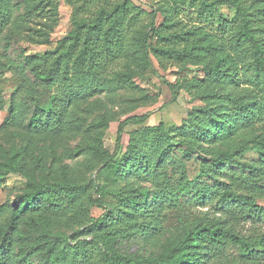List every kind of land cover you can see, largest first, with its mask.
<instances>
[{
	"label": "rangeland",
	"instance_id": "rangeland-1",
	"mask_svg": "<svg viewBox=\"0 0 264 264\" xmlns=\"http://www.w3.org/2000/svg\"><path fill=\"white\" fill-rule=\"evenodd\" d=\"M33 1L9 0V24L0 35V161L20 153L22 165L20 172L0 178V203L16 206L17 196L24 191L28 180L42 178L76 185L79 192L71 196L56 191L52 201H39L27 209L16 240L19 234L36 236L37 220H43L53 235L84 230L76 238L92 240L94 233L88 229L93 227L96 218L104 216L105 222L97 233L127 229L130 235L124 250L147 257L157 255L184 233L193 215L203 216L217 208L215 199H206L202 205L193 199V193L179 191L188 179H199L202 160H209L211 153L216 155L220 150L235 152L241 160L254 163L264 154V118L248 129L235 130L228 137L201 140L193 137L191 112L205 107L203 96L217 90L261 97L264 79L251 66L244 67L231 53L239 62L236 85L226 90H216L213 85L206 87L202 84L206 77L203 63L164 56L160 60L151 53L149 66L136 37L122 65V79L93 77L87 72L72 70L69 76H61L54 84L45 83L34 75L33 65L43 54L53 51L73 29V4L55 0L56 14L48 19L44 15L29 16ZM158 1L135 0L147 11L146 25ZM221 13L233 20L235 11L224 4ZM178 16L187 29L206 24L218 28L214 23H207L193 8L181 7ZM217 33L227 39V35ZM156 40L155 37L151 41L156 44ZM164 80L183 85L177 101L171 104L167 103L172 93ZM13 104L18 114L13 121L6 122ZM49 109L62 116V129L32 132L28 128L31 117L35 112ZM144 113L149 114L144 124L125 129L122 152L116 163L131 142L143 145L152 158L130 162L126 172L117 171L115 165L106 166V159L115 150L120 120L127 115ZM161 121L172 131L175 141L201 145V155L184 152V144L168 147L170 141L157 131L148 130ZM197 122L205 128L209 125L206 119ZM142 188L149 190L143 204L145 209L135 208L132 202L134 198L142 200L140 196L135 197ZM91 199L98 200L100 205ZM258 202L264 205V199ZM31 261V264H46L42 253L33 254ZM96 264L104 263L97 261Z\"/></svg>",
	"mask_w": 264,
	"mask_h": 264
},
{
	"label": "trees",
	"instance_id": "trees-1",
	"mask_svg": "<svg viewBox=\"0 0 264 264\" xmlns=\"http://www.w3.org/2000/svg\"><path fill=\"white\" fill-rule=\"evenodd\" d=\"M68 1L73 4V29L53 51L43 54L33 65L34 75L45 83L54 84L61 76H69L72 70L87 72L93 77L122 79L121 68L136 37L149 66L151 53L160 60L164 56L203 63L206 77L202 84L206 87L213 85L216 90H226L235 86L239 64L235 58L244 67L251 66L264 79V6H260L264 0H159L149 13L148 25L145 24L147 11L135 0ZM224 4L234 9L233 20L221 13ZM184 6L193 8L207 23L218 25L217 30L209 24L187 29L178 16V10ZM8 10L9 0H0V35L9 24ZM56 11L55 0H34L29 16L44 15L49 19ZM217 31L227 35V39ZM155 37L156 44H153L151 40ZM164 81L172 93L167 103L171 104L177 101L183 85ZM203 97L206 106L191 112L193 137L201 140L228 137L235 130L248 129L264 118V91L261 97L218 90ZM17 114L13 104L6 122L13 121ZM148 117V113L131 114L120 120L115 150L106 159V166L115 165L117 171L126 172L130 162L152 158L143 145L131 142L116 163L122 152L125 129L144 124ZM205 119L207 128L197 122ZM61 121L57 111L40 110L31 117L28 128L35 133L59 132ZM148 130L157 131L170 141L168 147L184 144V152L201 155V145L175 141L163 121ZM21 167L20 153L0 161V178L20 172ZM198 178L182 183L179 191L193 193V199L202 205L206 199H215L217 208L203 216L193 215L184 233L151 257L124 250L130 235L127 229L97 233L105 222L104 216L96 218L93 227L88 229L94 233L92 240L76 238L84 230L53 235L43 220L34 223L39 227H36V236L19 234L16 240L27 209L39 201H52L56 191L71 196L79 192V187L68 183L44 178L28 180L24 191L17 196L16 206L0 203V264H31L35 253H42L46 264H96L97 261L104 264H264V205L258 202L264 199V154L254 163L241 160L229 150L211 153L209 160L200 162ZM198 181L201 184L197 185ZM138 196L142 200L134 198L135 208L145 209L143 204L149 190L140 189L135 197ZM91 201L100 205L98 200ZM71 239L75 242L71 243ZM234 249L238 252L233 253Z\"/></svg>",
	"mask_w": 264,
	"mask_h": 264
}]
</instances>
